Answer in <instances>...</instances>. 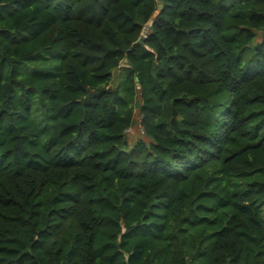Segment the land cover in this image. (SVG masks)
Returning a JSON list of instances; mask_svg holds the SVG:
<instances>
[{"label": "trees", "instance_id": "trees-1", "mask_svg": "<svg viewBox=\"0 0 264 264\" xmlns=\"http://www.w3.org/2000/svg\"><path fill=\"white\" fill-rule=\"evenodd\" d=\"M263 206L264 0H0V264H264Z\"/></svg>", "mask_w": 264, "mask_h": 264}, {"label": "rangeland", "instance_id": "rangeland-1", "mask_svg": "<svg viewBox=\"0 0 264 264\" xmlns=\"http://www.w3.org/2000/svg\"><path fill=\"white\" fill-rule=\"evenodd\" d=\"M119 81V77L116 74V82ZM128 142L129 144L133 145L135 142L144 139L146 140L144 136V130L140 125V122H138V125L134 127V129L130 130V135H128ZM263 213H264V206H263ZM264 215V214H263Z\"/></svg>", "mask_w": 264, "mask_h": 264}]
</instances>
